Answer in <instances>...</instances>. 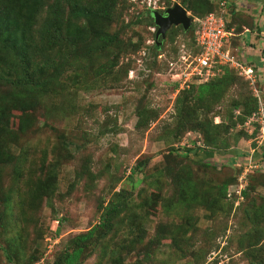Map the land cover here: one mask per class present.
<instances>
[{"label":"rangeland","instance_id":"374dc122","mask_svg":"<svg viewBox=\"0 0 264 264\" xmlns=\"http://www.w3.org/2000/svg\"><path fill=\"white\" fill-rule=\"evenodd\" d=\"M238 2L227 0L225 23L228 21L235 27L234 20H237L240 29L250 30L247 24L252 15ZM228 5L235 10L234 14ZM147 8L163 12L168 7L166 0H124L119 3L118 18L109 29L123 28L124 23L129 27L121 32L124 51L110 54L111 58L108 56L118 60L108 74L98 71V63L85 69L78 67L83 60L74 61L75 67H70L66 58L54 79H59L57 84L35 92L31 99L24 96L25 103L30 104L27 111L12 108L4 114V126L12 131L7 149L14 157L24 152L25 161L12 160L1 174V191H7L11 185L16 190L9 207L0 201V216L1 211H8L13 216V223H7L6 231L0 235V264H13L9 261L8 249L9 239L14 236L17 244L12 246L13 251L21 250L18 251L20 256L23 255V261H28L33 254L36 256L34 264H50L71 238L99 223L109 201L116 202L124 197L125 203L132 204L151 195H157L159 199L144 222L146 243L153 238L150 253L148 256L145 253L146 243L137 245L135 250L124 254L123 264L137 261L141 264H252V260L260 259L256 254L262 247L264 255V217L260 219L256 212L250 211L253 221L243 222L240 209L245 201L242 190H247L249 182H256L257 173H262L256 169L258 167L237 165L228 169L230 184L221 211L211 213L210 209L198 205L179 208L169 201L176 189L174 184L184 178L175 179L173 175L183 164H190L191 159L197 161L203 147L197 132H186L176 141L169 131L176 120L178 92L190 84H199L195 74L200 68L195 60L197 52H193L197 44L194 45L189 31L195 21L186 31L183 27V30L176 28V33L167 34L164 39L159 37L161 48L156 55L153 26L143 20L134 22ZM188 15L191 14L188 12ZM239 38L234 33L229 38V48L236 57L233 45L240 44ZM242 39L244 42L249 40L248 34ZM57 58L55 54L50 55L51 64L46 66L44 75L57 73L52 63L53 59L57 62ZM185 75L189 77L188 87L181 86L178 80ZM248 83L243 90L249 89L254 96V90H257L264 96L263 77L253 84ZM2 89L5 86L0 85ZM238 89V85L233 86L229 94L236 96ZM143 108L151 109L157 115L146 126L137 127V113ZM218 119L215 117V122ZM246 133L248 136L240 138L233 151L246 159L251 155L256 164L255 160L260 158L259 169L262 170L264 146L257 148L253 135ZM189 149V159L183 161L179 154H185ZM216 154L213 158L220 161ZM207 161L213 163V160ZM191 164L195 170L197 167ZM16 165L21 168V176L17 178ZM252 170L253 173H249ZM204 175L206 179L221 183L222 176L202 174V170L197 177ZM47 180L51 181L47 187L52 188L51 192L35 193L36 184H44ZM255 193L264 198V184H256ZM124 213L116 219L114 242H126L132 235L134 227ZM186 215L199 218L196 224L199 231H188L187 240L175 245L170 234L162 233L160 228H174ZM3 223L0 219V225ZM245 232L251 236L250 243L246 241L251 248L247 257L246 249L240 251L246 245L239 246L237 240V236ZM211 233L216 236L208 240ZM258 235L260 240H257ZM97 260L96 254H92L81 264H95Z\"/></svg>","mask_w":264,"mask_h":264},{"label":"trees","instance_id":"16d2710c","mask_svg":"<svg viewBox=\"0 0 264 264\" xmlns=\"http://www.w3.org/2000/svg\"><path fill=\"white\" fill-rule=\"evenodd\" d=\"M121 2L123 3L124 0H0V85L5 86V89L0 90V183L1 174L6 165L12 164V160L17 163L25 161L24 152H20L18 156L14 157L7 149L6 145L9 143L8 138L12 135V131L7 129L2 121L6 111L12 108L27 111L30 104L25 103L24 96L31 99L35 92L57 84L59 79H54L62 69L66 58L69 59L70 67L73 65L74 68L75 63L83 60L82 65L78 67L85 69L98 63V71L108 74L118 62L116 58L109 59L108 56L110 57V54L112 56L114 52L118 54L124 51H122L124 41L121 32L124 31L123 28L129 27L128 23H124L123 28L113 31L109 29L111 23L118 18V5ZM175 2H178L191 16L197 19L220 9L217 0H166V7L172 6ZM230 5L228 8L234 14L235 10L231 9ZM151 11V8L144 9L134 22L138 23L143 20L147 25L154 27ZM159 11L162 12L160 9ZM79 19L81 20L79 21ZM197 25L198 21L196 20L193 28L191 27L189 30L194 45L196 44ZM233 25L235 27L230 26L226 21V28L232 29L233 33L238 36L243 30L239 28L237 20H234ZM247 26L250 27V30L253 29V17ZM176 28L183 30L182 26H171L165 35L176 33ZM156 29L155 26V31H152L154 38ZM154 40L153 49L154 54L157 55V50L161 47L157 43L158 39ZM237 45H233V50L238 47ZM198 50L199 48L195 46L193 52H198ZM52 54L58 57L57 62L55 59L52 60L57 73L44 75L46 66L51 64L49 58ZM99 72L98 74H101ZM247 84H249L248 81L234 68L224 65L220 66L219 71L208 81L198 85L190 84L188 88L178 92L175 99L176 120L173 128L169 130L172 138L178 141V138L186 132L194 131L199 134L203 147L200 146L202 148L201 157H198L197 161L191 159V163L194 162L193 165L197 167L195 170L190 167L191 163L183 164L181 170L173 175L176 176L175 179L183 176L184 178H182V182L178 180L177 183L174 182L176 189L172 192L171 199L169 198L171 205H179V208L198 205L210 209L211 213L221 211V203L227 196L226 191L230 184L228 169L247 164L246 158L240 157L233 151L238 140L248 136L245 123L258 108V99L252 91L243 90ZM235 85L240 88L236 96L229 94V90ZM156 115L157 113L151 109L139 110L136 126H146ZM215 117H219L218 122H215ZM22 125L23 121H21L20 127ZM255 134L256 131L252 135ZM189 151L190 149L186 150L185 154H179L183 161L189 159ZM215 153H218L220 161L213 158ZM209 159L215 163L207 161ZM261 159L264 160V147ZM255 161L260 166V158ZM14 168L16 178L20 177L21 168L17 165ZM256 169L262 173H257L256 182L252 184L249 182L247 190H242L245 197V201L240 207L243 213L241 217L243 222L253 221L250 211L256 212L255 214H258L260 219L264 217V198L255 193L256 184H264V169L260 170L259 167ZM201 170L202 174L211 173L222 176L221 183L204 178L206 175L201 178L197 177ZM249 173H253V170ZM41 183L36 184L35 193L51 192L52 188H47L51 184L50 180H47L46 183L43 181L44 184ZM1 190L2 185L0 184L1 204L9 207L12 202V193L16 188L11 185L7 187V191ZM120 194V192L117 193L118 196ZM125 199L122 197L116 202L109 201L104 206L99 223L71 238L50 264H81L85 258L92 254H96L98 258L95 264H102L103 261H106V264H123L124 254L135 250L137 245H145L147 232L144 222L147 221L156 199L159 198L157 195L145 196L132 204L125 203ZM18 204L21 202L18 201ZM122 213L129 218H127L129 222H132L131 225L134 229L131 231L130 240L119 243L114 242V236L117 234L116 219ZM0 219H3L4 222L0 225L1 235L3 231H6L7 223L13 220L12 213L1 211ZM255 219L257 220V217ZM198 221L197 216L186 215L182 222L176 224L174 228L173 226L168 229L160 228V231L169 233L171 242L176 245L180 241L187 240L188 231L192 229L199 231L196 228ZM249 235L248 232H245L237 236L238 243L240 242L239 246L246 245L240 249L241 252L246 249V257L251 250L250 247L248 248L251 237ZM259 235L257 240H260ZM215 236L216 233H211L207 239ZM247 240H249L248 244H246ZM16 241L15 236L9 239V261L13 264H34L35 255L31 254L28 261H23V255H19L21 250L13 251L12 246L17 244ZM152 241L150 239L146 243L145 253L147 256L150 253ZM262 251L263 247L256 254L260 259L252 260V264H264ZM135 264H141V262L137 261Z\"/></svg>","mask_w":264,"mask_h":264},{"label":"built area","instance_id":"2783aa9c","mask_svg":"<svg viewBox=\"0 0 264 264\" xmlns=\"http://www.w3.org/2000/svg\"><path fill=\"white\" fill-rule=\"evenodd\" d=\"M218 4L220 7L219 12L213 11L201 19L195 18V21H198L195 30V41L199 48L195 60L199 64L198 68H200L195 76H197L199 83L208 81L219 71L220 66L225 65L234 68L239 75L253 84L258 78L256 71L251 65L236 57L229 48V38L233 35V30L226 28L224 19L227 0H218ZM152 31H155V27H153ZM188 78L185 75L178 79L181 82V86L186 85L188 87L190 83H188ZM254 92L255 97L258 99V108L246 121L245 128L250 135L256 131L252 140H254L258 148L264 144V96L260 95L257 90H254ZM254 151L255 149H253ZM246 160L247 164L245 166L259 167V164L252 162L251 155Z\"/></svg>","mask_w":264,"mask_h":264},{"label":"crops","instance_id":"0c3cea01","mask_svg":"<svg viewBox=\"0 0 264 264\" xmlns=\"http://www.w3.org/2000/svg\"><path fill=\"white\" fill-rule=\"evenodd\" d=\"M238 3L245 8V11L251 13L254 27L251 30L246 29L239 35L237 34L240 37V44L235 49L237 57L244 63L254 67L259 79L264 78V22H262L264 18V0H239ZM244 34L249 36V40L245 42L242 39Z\"/></svg>","mask_w":264,"mask_h":264},{"label":"water","instance_id":"95a60500","mask_svg":"<svg viewBox=\"0 0 264 264\" xmlns=\"http://www.w3.org/2000/svg\"><path fill=\"white\" fill-rule=\"evenodd\" d=\"M153 22L157 27L155 33V39L159 37L164 39L166 31L171 26L181 25L186 31L195 21V18L191 15H188V12L184 7H182L178 2H175L171 7L166 8L163 12L156 10L151 11ZM158 45L161 42L157 41Z\"/></svg>","mask_w":264,"mask_h":264}]
</instances>
